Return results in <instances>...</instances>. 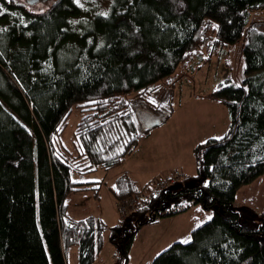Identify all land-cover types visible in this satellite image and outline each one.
Here are the masks:
<instances>
[{
    "label": "trees",
    "instance_id": "obj_1",
    "mask_svg": "<svg viewBox=\"0 0 264 264\" xmlns=\"http://www.w3.org/2000/svg\"><path fill=\"white\" fill-rule=\"evenodd\" d=\"M263 10L264 0H111L107 13L88 17L75 0L42 12L0 0V264H66L72 246L77 264H92L105 231L117 264H128L137 231L186 210L165 211L181 200L212 219L150 264H264V214L236 205L237 191L264 173V32L250 20ZM238 41L243 80L225 79L210 94L227 108L229 127L194 147L196 174L181 186L165 175L155 196L154 179L138 187L121 174L110 188L117 207L131 196L143 206L111 227L95 216L69 220L66 197L82 188L73 174L120 166L149 134L135 129L133 99L203 49L212 55ZM73 109L72 151L56 138ZM127 120L133 131L106 139Z\"/></svg>",
    "mask_w": 264,
    "mask_h": 264
},
{
    "label": "rangeland",
    "instance_id": "obj_2",
    "mask_svg": "<svg viewBox=\"0 0 264 264\" xmlns=\"http://www.w3.org/2000/svg\"><path fill=\"white\" fill-rule=\"evenodd\" d=\"M13 1L33 12H42L54 0H38L32 5H27L26 0ZM77 3L89 11L88 17H92L93 14L107 13L111 0H78ZM250 20L264 32V10L253 12ZM241 44L242 41H238L227 45L212 55L203 49L199 58L180 65L171 76L160 80L156 88L133 99L136 106L135 129L150 127L149 135L140 138L136 150L120 166L109 171L98 169L73 174V180L81 183L82 188L70 191L66 197L69 220L95 216L108 227L119 223L123 218H120L122 215L110 188L121 174H129L138 187L168 175L169 171L177 170L182 174L176 180L179 186L196 174L194 147L209 138L222 137L228 130L230 118L227 108L210 94L225 79L235 85L243 80ZM170 109V116L164 120ZM79 120L78 109H73L56 138L72 151L78 144L75 130ZM129 123L130 120H127L124 127L120 123L116 125L106 139L117 136L120 131L124 134L131 132L132 123ZM236 204L248 206L258 218L257 214H264V173L237 191ZM209 216H212L211 211L194 204L179 213L144 224L134 236L128 264H150L172 243L187 240L192 229L208 220ZM117 256L116 248L109 241V231H105L103 248L92 264H117ZM66 264H77L75 246L68 249Z\"/></svg>",
    "mask_w": 264,
    "mask_h": 264
},
{
    "label": "built area",
    "instance_id": "obj_3",
    "mask_svg": "<svg viewBox=\"0 0 264 264\" xmlns=\"http://www.w3.org/2000/svg\"><path fill=\"white\" fill-rule=\"evenodd\" d=\"M182 176V174L177 171H169L168 172V179H166L167 181L170 182H174L175 180H177L178 178H180ZM166 180L164 181V176L160 177V178H156L153 180L152 182V188H151V194L153 196H155L158 191L164 189L167 184H166ZM144 205V200H140L139 197L137 199V196L135 197H130V199H128V203L126 202H122L120 204V206L118 207L119 212L121 213V217L124 218L125 217V211H127L128 209H138L141 206ZM190 203L187 200H181L178 201L176 203H172L170 204L168 207L165 208L166 212H175V211H179L182 210L184 208L189 207ZM164 211V212H165Z\"/></svg>",
    "mask_w": 264,
    "mask_h": 264
},
{
    "label": "snow or ice",
    "instance_id": "obj_4",
    "mask_svg": "<svg viewBox=\"0 0 264 264\" xmlns=\"http://www.w3.org/2000/svg\"><path fill=\"white\" fill-rule=\"evenodd\" d=\"M9 2H11V0H9ZM77 2H78V0H77ZM3 14H4L3 11H0V15H3ZM216 27H218V26H216ZM236 86L239 87V85H236ZM217 139H223V137H218ZM208 219L211 220L212 217L209 216ZM197 227H199V225H198ZM189 242H190V238L187 239V240H183V241H181V243H185V244H186V243H189Z\"/></svg>",
    "mask_w": 264,
    "mask_h": 264
},
{
    "label": "water",
    "instance_id": "obj_5",
    "mask_svg": "<svg viewBox=\"0 0 264 264\" xmlns=\"http://www.w3.org/2000/svg\"><path fill=\"white\" fill-rule=\"evenodd\" d=\"M38 0H26L27 5H32L36 3Z\"/></svg>",
    "mask_w": 264,
    "mask_h": 264
},
{
    "label": "crops",
    "instance_id": "obj_6",
    "mask_svg": "<svg viewBox=\"0 0 264 264\" xmlns=\"http://www.w3.org/2000/svg\"><path fill=\"white\" fill-rule=\"evenodd\" d=\"M149 135V134H148ZM148 135H146V136H148ZM237 205V204H236Z\"/></svg>",
    "mask_w": 264,
    "mask_h": 264
}]
</instances>
